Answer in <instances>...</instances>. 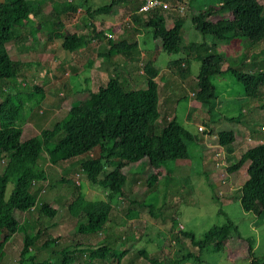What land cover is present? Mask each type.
<instances>
[{"label":"rangeland","instance_id":"1","mask_svg":"<svg viewBox=\"0 0 264 264\" xmlns=\"http://www.w3.org/2000/svg\"><path fill=\"white\" fill-rule=\"evenodd\" d=\"M71 1L76 4V10L61 14L60 28L84 34L89 42L87 48L67 51L51 32L47 35L42 31L30 34L27 29L35 21L30 15L12 26L11 39L4 44L11 59L24 62L17 76L0 79V99L8 94L23 115L17 123L27 124L22 135L29 136L43 126L48 127L49 121L65 111V105L76 102L75 96H69L71 93L82 87L94 89L104 81L107 73L124 77L130 88L143 87V64L150 61L156 71L153 80L157 83L158 97V115L152 120L153 131L160 132L161 116H174L195 134L196 139L192 142L184 140L186 160L173 164L169 174L161 176L160 173L150 186L144 181L147 168L143 164L128 168L121 195L110 201L111 211L102 225L103 230L91 234L74 230L77 216L65 212L64 198L60 197L62 183L56 180L63 176L78 183L80 189L75 203L85 198H103L104 193L96 185L88 184L77 169V160L49 168L39 160L37 167L46 169L47 177L41 197L57 207L52 217L56 227H50L52 232L58 230L57 244H50V248L68 247L77 239L93 243L89 237L93 235L94 239L115 250L125 249L118 264L128 261L133 264H249L251 259H255L256 264L264 261V212L259 216L255 214L249 208L251 200L247 196L240 197L238 191L245 177V163L226 172V166L235 161L247 146L264 142V87L259 100L245 98L241 85L223 70L228 64L226 58H229L236 59L233 65L240 69L264 71V39L253 44H246L240 37L219 41L210 34L193 29L192 13L215 0H163L167 4L160 10L164 24L168 26L175 17H182L179 31L182 43H198L189 50L186 47L176 53L161 50L143 24L147 14L137 11L139 0L120 1L109 12L94 14L91 23L95 30L102 27L106 34L91 39L93 32L84 9H93L108 0ZM259 2L264 15V0ZM48 8L43 9V19L50 23L55 18L47 15ZM107 35L127 43L133 41L135 47H131L129 53L98 57L95 51L106 50ZM212 49L221 57L219 66L222 70L209 76L215 100L208 106L195 100L191 90H196L193 77L199 67L194 54ZM185 53L193 54L187 65L184 63ZM175 59H180L179 67L171 63ZM33 86H37L40 92L33 93ZM17 90L22 92H18V100L12 97ZM237 113L240 115L236 116ZM232 116L237 120H230ZM218 129L232 130L229 150L217 143L215 131ZM95 152L96 148H93L83 157ZM110 168L103 166L100 176ZM66 196L67 200L72 198V195ZM258 201L264 207V198L259 197ZM219 209L222 213L218 212ZM15 217L32 235L34 216L26 218L15 213ZM225 219L235 225V231L229 232L221 248L215 251L198 252L187 235L180 232V229L189 230L199 237L211 224L222 223ZM20 244L18 231L9 235L0 249V264H14ZM33 250L31 245L29 252ZM188 253L196 254L198 260ZM74 261L75 264H89L83 253H77ZM93 264L113 263L107 256L106 259H95Z\"/></svg>","mask_w":264,"mask_h":264},{"label":"trees","instance_id":"2","mask_svg":"<svg viewBox=\"0 0 264 264\" xmlns=\"http://www.w3.org/2000/svg\"><path fill=\"white\" fill-rule=\"evenodd\" d=\"M120 1L126 0H108L93 9L85 7L87 23L93 32L91 39L105 33L102 27L95 30L91 23L94 14L107 13ZM46 6L49 7L47 15L55 18L50 23L43 19ZM162 9L154 7L142 12L147 14L143 24L152 38L157 40L158 47L165 52L176 53L182 47L189 50L197 46L195 41L182 43L179 35L182 17H175L166 26L160 11ZM75 10L76 4L71 0H0V79L13 78L22 70L24 62L11 59L4 44L11 39L12 26L29 15L35 19L27 29L30 34L42 31L47 35L51 32L67 51L87 48L89 42L85 40L84 34L60 28L61 14ZM261 10L262 3L259 0H215L196 9L190 21L193 29L201 34H210L219 41L240 37L246 44H253L264 39V15ZM112 38L113 35L106 37L107 48L101 52L98 50V57H109L111 53L117 52L129 53L127 51L135 47L133 41L127 43L123 39ZM189 54L184 57L185 65L189 57L193 56ZM194 58L199 60V67L193 77L196 86L195 91L191 90L193 98L210 106L215 95L209 76L222 70L219 66L221 57L212 49L194 54ZM226 59L228 64L223 70L228 71L241 85L243 97L259 100L260 91L264 87V71L240 69L233 65L236 59ZM180 62V59L171 61L178 67ZM155 74L152 63L145 62L142 73L144 86L130 88L124 77L107 73L104 81L94 89L82 87L71 93L69 96H75L76 102L65 105V111L49 121L48 127L43 126L29 136L22 135L27 124L17 123V119L23 116L19 106L11 101L8 94L0 99V249L9 235L17 231L20 233L21 244L14 264H75L77 253H83L89 264H93L95 259H106L107 256L111 263H119L125 249L115 250L94 239L93 235H89L93 243L77 239L68 247L50 248V244H57L55 237L58 236V230L52 232L50 228L53 225L56 227L52 217L57 207L41 197L47 177L46 169L38 168L37 165L39 160L48 165L47 168L77 160L78 171L88 184L96 185L104 196L96 200L85 198L75 203L74 199L80 189L78 183L60 176L56 181L62 183V205L66 213L77 216L74 227L76 232L91 234L103 230L102 225L111 211L110 201L116 195H121V186L128 168L143 164L147 168L144 181L150 186L160 173L165 176L170 173L173 164L186 160L184 140L192 142L196 139L195 134L182 126L174 116H161L160 132L153 131L152 120L158 115L157 83L153 80ZM32 89L33 93L40 92L37 86ZM14 92L16 94L12 95L13 99L18 100V92H22ZM236 116L230 117V120L236 121ZM215 135L217 143L229 150L233 139L232 130L218 129ZM93 148H96V152L92 156L83 157ZM243 163L245 177L238 191L240 197L247 196L251 200L249 208L259 216L264 212V207L258 201L259 197L264 198V142L247 146L235 161L226 166V172L236 170ZM105 165L111 168L100 176ZM66 195H72V198L67 200ZM218 212L222 213V210ZM15 213L26 218L34 216L32 235L18 221ZM231 231H235V225L228 219L219 224H211L199 237H195L189 230L180 229L198 252L220 249ZM31 245L34 250L29 252ZM188 254L198 260L196 254ZM125 264L133 263L128 261ZM249 264H255V259H251ZM256 264H264V261Z\"/></svg>","mask_w":264,"mask_h":264},{"label":"built area","instance_id":"3","mask_svg":"<svg viewBox=\"0 0 264 264\" xmlns=\"http://www.w3.org/2000/svg\"><path fill=\"white\" fill-rule=\"evenodd\" d=\"M154 7L166 8L167 4L163 0H139L138 6H137V11L145 12L148 9H151V8H154Z\"/></svg>","mask_w":264,"mask_h":264},{"label":"crops","instance_id":"4","mask_svg":"<svg viewBox=\"0 0 264 264\" xmlns=\"http://www.w3.org/2000/svg\"><path fill=\"white\" fill-rule=\"evenodd\" d=\"M96 52H97V51H95V54H97ZM154 81H155V80H154ZM261 142H262V141H261Z\"/></svg>","mask_w":264,"mask_h":264}]
</instances>
